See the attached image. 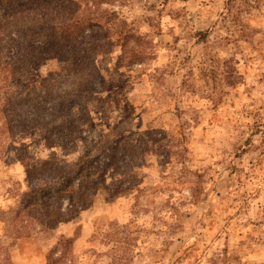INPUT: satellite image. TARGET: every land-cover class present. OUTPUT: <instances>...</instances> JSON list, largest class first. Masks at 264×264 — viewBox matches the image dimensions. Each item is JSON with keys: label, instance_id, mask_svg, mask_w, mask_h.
Here are the masks:
<instances>
[{"label": "rangeland", "instance_id": "1", "mask_svg": "<svg viewBox=\"0 0 264 264\" xmlns=\"http://www.w3.org/2000/svg\"><path fill=\"white\" fill-rule=\"evenodd\" d=\"M30 2L0 0V264H47L63 237L65 264H264V0H84L113 45L82 91L76 62L33 67ZM86 152L74 201L34 200Z\"/></svg>", "mask_w": 264, "mask_h": 264}, {"label": "trees", "instance_id": "2", "mask_svg": "<svg viewBox=\"0 0 264 264\" xmlns=\"http://www.w3.org/2000/svg\"><path fill=\"white\" fill-rule=\"evenodd\" d=\"M82 1L84 2V0H31L26 5L27 7L24 6L25 11H33V21H31L33 22L31 25L33 30V67L35 61L49 55H56L64 62L74 64L76 62L77 65L72 67L69 73L74 80L73 84L77 91H82L84 82H90V79L93 78V71L96 68L91 65L89 60H95L103 49L113 45L110 29L108 30L105 27L112 20L107 19L105 21L104 18H95L96 14L91 16L84 14L80 6ZM51 16H55L58 23H52L53 21L49 20ZM108 16L110 17V15ZM111 16L113 17L115 14ZM128 38L125 37L124 39L128 40ZM121 45L123 49L126 46L125 43ZM39 78L35 79L33 77V94L31 95L29 92L25 96V102L26 104L29 103L30 106L40 113H44L48 110L49 102L50 106H53L54 102L50 101L53 94L48 85H46L48 82L47 78ZM124 151L127 152L128 149H124ZM88 159L89 154L86 152L77 160L78 168L74 172H69L68 176L63 177L61 183L66 180V184H61L60 188L56 190L51 185L49 188L37 192L34 200H45L48 202L54 198V193L71 191L69 200L71 202L74 201L77 194L73 191L72 186L84 171V167L81 166L82 161ZM25 165H27L25 167L29 172L31 166L29 164ZM36 168H38L37 165H33V169ZM59 172L63 171L59 170ZM31 205L35 206L33 209H37V212L29 210ZM30 206L29 208L27 206L28 214L33 213L40 216V224L42 226L45 225L46 228L51 229V227L59 224L64 215L61 212V208H51V204H30ZM71 211L68 208L67 212ZM18 218L20 219V214H15L14 222L18 221ZM16 228L14 229L16 230ZM22 229L23 226L19 230L21 231ZM17 233L20 238L22 232ZM73 242V239L63 237L49 253L47 264L67 263L72 258Z\"/></svg>", "mask_w": 264, "mask_h": 264}]
</instances>
